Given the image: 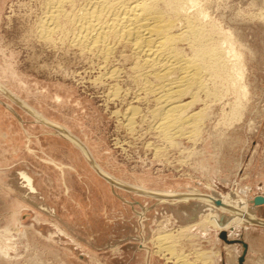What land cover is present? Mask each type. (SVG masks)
<instances>
[{
    "label": "rangeland",
    "instance_id": "obj_1",
    "mask_svg": "<svg viewBox=\"0 0 264 264\" xmlns=\"http://www.w3.org/2000/svg\"><path fill=\"white\" fill-rule=\"evenodd\" d=\"M40 6L0 0V264H178L160 241L168 233L192 264H264V226L230 216L222 228L213 219L229 212L208 200L264 220V205L250 202L264 196V0H200L205 23L242 53L250 93L201 91L192 109H204L202 129L171 143L152 128L156 101L127 79L120 54L106 62L61 36L45 44L33 32ZM115 66L124 77L107 75Z\"/></svg>",
    "mask_w": 264,
    "mask_h": 264
},
{
    "label": "bare ground",
    "instance_id": "obj_2",
    "mask_svg": "<svg viewBox=\"0 0 264 264\" xmlns=\"http://www.w3.org/2000/svg\"><path fill=\"white\" fill-rule=\"evenodd\" d=\"M39 2L41 15L36 21L35 31L32 30L36 37L44 40L42 42H46L45 44L54 46L57 44L58 36H61L62 44L68 43L70 47L72 45L86 55L89 53L102 56L106 62L120 54L118 61L122 60L124 64L129 65V71L127 73L123 71L128 75L127 79L130 78L131 81L142 85L146 95L152 96L154 99H151L156 101L150 112L155 121L152 128L168 143H171L174 137L194 138L202 129L204 109L197 111L192 109L201 96H197L201 91L210 95L208 97L213 94L218 98L219 94L223 93H219L221 87L227 93L233 90L237 98L247 99L249 96V87L244 81L247 68L242 53L237 51L236 43L229 31L213 25L215 23L210 24L213 21L205 23L208 16L201 8L200 0H39ZM193 8L196 10L191 13ZM183 44H186L191 54L183 50L181 46ZM104 64L106 65L105 62ZM113 68L107 75L113 78L120 77L122 68ZM114 88L118 89V86ZM114 90L117 94L118 90ZM187 96L191 100L187 101ZM215 96L212 97L216 98ZM234 101L236 103V100ZM237 103L232 112L234 111L235 115L239 113L237 119L241 120L245 105L243 101ZM209 107L208 105L207 108ZM132 109L130 113L128 112L130 116L125 114V124L127 123L126 127L130 129L134 128L132 126L136 121L133 123V119L136 118L135 114H138L137 107ZM60 135L67 138L63 134ZM68 138L84 151L89 161L102 175L114 181L112 177L98 169L79 140L74 137ZM21 175L26 179L28 188L32 192L37 191L33 184L34 180L27 173ZM208 200L214 208L229 212L224 214L223 222L222 215L213 217L215 221L220 219L218 222L222 228L230 216L248 224L264 226V220L259 218L258 214L254 215L255 217L246 214L247 212L244 213L245 211L243 212L237 205L225 204L221 198ZM250 202L255 206L264 205L254 204V199ZM160 241L163 242L162 246L166 245L164 248L172 253L171 256H177L175 258L178 264H192L187 259L183 260L184 255L175 254L173 235L169 233L162 235ZM205 254L201 253L200 257L207 258Z\"/></svg>",
    "mask_w": 264,
    "mask_h": 264
},
{
    "label": "water",
    "instance_id": "obj_3",
    "mask_svg": "<svg viewBox=\"0 0 264 264\" xmlns=\"http://www.w3.org/2000/svg\"><path fill=\"white\" fill-rule=\"evenodd\" d=\"M264 203V196L263 195H257V196H255V198H254V204H256V205H260V204H263ZM223 217H222V219H221V221L223 222V220H224V214L222 215ZM224 238H226V233L225 232H223L222 234H221ZM246 247V246H245ZM243 260V258H241V261Z\"/></svg>",
    "mask_w": 264,
    "mask_h": 264
},
{
    "label": "crops",
    "instance_id": "obj_4",
    "mask_svg": "<svg viewBox=\"0 0 264 264\" xmlns=\"http://www.w3.org/2000/svg\"><path fill=\"white\" fill-rule=\"evenodd\" d=\"M58 163H59V162H58ZM59 164H63V163H59ZM55 167H56V166H55ZM57 168H58V167H57ZM66 168H67V167H65L63 171L61 170V174H62V176H63L64 178H65V169H66ZM58 169H59V168H58ZM59 170H60V169H59ZM261 193L263 194L264 192H261ZM262 207H264V206H262ZM262 207H261V208H262ZM252 225H253V224H252ZM250 245H251V244H250Z\"/></svg>",
    "mask_w": 264,
    "mask_h": 264
}]
</instances>
